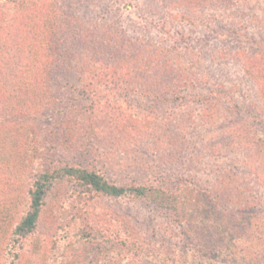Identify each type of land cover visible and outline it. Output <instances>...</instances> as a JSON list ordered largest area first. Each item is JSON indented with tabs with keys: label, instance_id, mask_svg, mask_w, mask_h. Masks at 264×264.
<instances>
[{
	"label": "rangeland",
	"instance_id": "rangeland-1",
	"mask_svg": "<svg viewBox=\"0 0 264 264\" xmlns=\"http://www.w3.org/2000/svg\"><path fill=\"white\" fill-rule=\"evenodd\" d=\"M16 2L3 3L4 20L24 13ZM38 5L36 36L55 31L51 42L36 43L40 54L51 43L78 81L71 79L64 101H54L52 116L30 111L7 124L26 133L21 139L37 133L57 141L49 152L55 159L87 165L110 181L179 182L210 195H198L203 202L192 213L142 198L88 196L92 215L76 220L90 241L67 239L65 248V231L50 222L72 215L68 192L60 212L51 201L38 230L13 248L20 258H4L7 246L0 264H264V101L237 56L264 49V0ZM169 85L177 94L163 98ZM23 150L0 166L6 224L26 211Z\"/></svg>",
	"mask_w": 264,
	"mask_h": 264
},
{
	"label": "trees",
	"instance_id": "trees-1",
	"mask_svg": "<svg viewBox=\"0 0 264 264\" xmlns=\"http://www.w3.org/2000/svg\"><path fill=\"white\" fill-rule=\"evenodd\" d=\"M6 1H18L16 3L24 13L7 20H4L3 13L0 14V23L5 21L7 24L5 27L0 24V166L15 158L16 149H24L21 157L25 156V159L22 161L20 157L21 165L32 170L29 168L30 179L26 187L25 213L8 224L3 223L0 218V261L3 254H5L4 258L5 256L11 258L10 262L20 258V253L13 251V248L17 244L20 245L22 238L38 230L42 225L44 209L46 205L51 204V201L54 210L60 212L68 192L70 195L66 201L72 215L66 221L54 223L51 220L50 222L55 228L65 231L62 237L65 248L67 239L90 241V234L86 235L84 226H77L76 219L81 218L82 214L84 219H90L92 206L88 205V196L91 195L142 198L161 207L174 208L177 212H183V209H187V212H195L198 205L203 202L198 195H210L209 191L199 188L188 189L179 182L161 181L153 184L113 182L87 165L73 163L68 159H55V156L49 152H51L50 148L58 149L57 141H51L48 137L42 138L37 133L33 134L36 135L35 137L27 134L31 137L21 139L26 133L18 127L7 124L22 118L24 114H31L30 111L35 114L43 113L42 116L45 115L47 118L52 116L55 111L54 101H64L62 94L65 95V92L75 87L71 79L75 82L78 81V77L72 76L73 72L64 61V55L54 49L52 51L51 43H46L45 52L40 54V50L43 49H40L36 43L39 40L51 42L55 31L47 29L42 37L36 36V33L42 32V26L37 28L35 22L38 14L43 10L39 7L38 0H0V9ZM24 22L27 23L28 30ZM58 34H62L60 28ZM24 41L25 47L22 44ZM237 56H242L239 59L242 61L243 69L257 83L259 97L264 101V49L261 52L257 50L247 52L241 49ZM167 69L169 75L173 74L171 66L167 65ZM170 78L175 80L173 84L179 81L173 76ZM175 88L176 86L169 85L167 87L169 95L163 94V98L175 96L177 94ZM55 89H58L59 93H56ZM16 116L17 118L13 119ZM188 193H191L192 197L187 200ZM55 228L51 227V229ZM7 246L9 251L2 254L3 248ZM238 247L231 249L230 255L233 253L237 255L240 251Z\"/></svg>",
	"mask_w": 264,
	"mask_h": 264
}]
</instances>
